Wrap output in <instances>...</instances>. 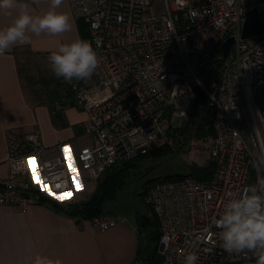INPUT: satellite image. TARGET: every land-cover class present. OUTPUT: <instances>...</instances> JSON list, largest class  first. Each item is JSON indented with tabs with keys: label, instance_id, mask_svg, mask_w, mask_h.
I'll return each instance as SVG.
<instances>
[{
	"label": "built area",
	"instance_id": "obj_1",
	"mask_svg": "<svg viewBox=\"0 0 264 264\" xmlns=\"http://www.w3.org/2000/svg\"><path fill=\"white\" fill-rule=\"evenodd\" d=\"M69 7L86 26L99 62L90 79L69 83L75 104L86 114L90 145L71 156L67 145H57L51 150L58 155L49 157L35 128L10 139L0 206L25 210L34 196L64 203L72 196L74 177L83 173L96 181L162 147L176 117L182 121L179 129L190 131L186 147L196 141L213 173L147 189L144 202L157 222L158 264H183L189 251L197 254V264H255L221 247L214 222L226 193L264 175V168L253 166L264 154V0H185L183 5L177 0H70ZM251 11L260 16L263 32L242 39ZM88 220L100 232L117 221L102 214Z\"/></svg>",
	"mask_w": 264,
	"mask_h": 264
},
{
	"label": "crops",
	"instance_id": "obj_2",
	"mask_svg": "<svg viewBox=\"0 0 264 264\" xmlns=\"http://www.w3.org/2000/svg\"><path fill=\"white\" fill-rule=\"evenodd\" d=\"M69 1L62 0L57 11L69 16L70 31L56 37L44 34L33 37L31 45L13 47L0 56V179L7 173L10 139L23 136L32 128L39 131L43 146L49 149V157L58 155L51 150L57 145H67L65 153L69 156L90 145V137L84 134L86 114L75 104L69 83L63 78L56 79L59 85L54 98L41 87L42 79L37 87L32 84L25 68L30 60L23 59V63L20 60L22 54L47 58L59 43H70L77 38L84 40ZM22 2L31 5L30 12L39 14L48 9L50 0ZM10 22L11 17L0 13V27ZM140 160L144 159H135L134 164ZM134 164L130 165V170ZM148 181L140 186L139 196L146 191ZM96 187L97 181L87 179L82 173L74 177L73 195L64 203L53 199L39 201L34 196L36 198L25 210L0 206V264H18L37 253L58 258L62 264H141L150 235L157 229L156 219L141 197V207L136 213L128 214L126 209L121 210L126 206V191L124 195L119 193L122 188L114 199L106 201L102 215L115 217L117 221L104 232L92 227L88 218L63 210L69 203L86 201Z\"/></svg>",
	"mask_w": 264,
	"mask_h": 264
},
{
	"label": "clouds",
	"instance_id": "obj_3",
	"mask_svg": "<svg viewBox=\"0 0 264 264\" xmlns=\"http://www.w3.org/2000/svg\"><path fill=\"white\" fill-rule=\"evenodd\" d=\"M185 0H177L183 5ZM62 0H50L46 11L33 14L31 5L22 0H0V13L11 17V22L0 27V56L13 47L27 46L33 37L42 34L59 36L72 28L66 13L59 12ZM52 73L64 82L90 79L99 66L98 57L87 40L75 39L59 43L47 57ZM254 167L264 168V154L254 161ZM226 202L215 219L216 235L221 247L230 254L251 257L255 264H264V175L255 183L243 186L239 191L226 193ZM198 256L189 251L183 256V264H197ZM18 264H62L42 254L24 258Z\"/></svg>",
	"mask_w": 264,
	"mask_h": 264
},
{
	"label": "rangeland",
	"instance_id": "obj_4",
	"mask_svg": "<svg viewBox=\"0 0 264 264\" xmlns=\"http://www.w3.org/2000/svg\"><path fill=\"white\" fill-rule=\"evenodd\" d=\"M46 56H38V57H28L26 54H22L20 56V60L29 59L30 62L25 66L26 73L32 78V81L36 87L39 84L41 79L48 78L51 76L55 77L52 73L49 62ZM24 61H22L23 63ZM76 108V107H75ZM82 112V111H81ZM87 121V120H86ZM168 125V118L166 119V123ZM169 126H171L170 131L176 134L175 137H170L166 135L167 138L165 144L158 148V152L151 155H148L144 160H140L136 162L135 168L131 169L126 181L122 186V190L119 192L120 195H124L126 191V206L121 208V210L126 209V214L132 212L136 213L137 209L141 207V201L144 205V192L138 195L140 192V186H144V182L150 181L151 179H155L161 176L166 175H184L187 173L190 166H205L209 164L207 158V152L203 150V148L198 145L196 141L190 146H187L182 151L180 150L178 142H173V140H179L181 137H186L187 135L181 134L183 132H179L174 129H179L182 126V121L179 118L174 117L171 119ZM191 139V138H189ZM188 139V141H189ZM169 140V142H168ZM166 147H169L168 149ZM160 149V150H159ZM78 168V165H77ZM82 183L84 179L81 178ZM88 181V180H87ZM148 181V182H149ZM94 185V182H93ZM74 192V191H73ZM72 194V190H71ZM73 195V194H72ZM139 197L140 200H139ZM129 201V202H128ZM147 206V205H146ZM105 209V208H104ZM119 212V210H118ZM158 254V250H157ZM254 264V263H248Z\"/></svg>",
	"mask_w": 264,
	"mask_h": 264
},
{
	"label": "trees",
	"instance_id": "obj_5",
	"mask_svg": "<svg viewBox=\"0 0 264 264\" xmlns=\"http://www.w3.org/2000/svg\"><path fill=\"white\" fill-rule=\"evenodd\" d=\"M78 26L82 32V36L84 37V40H87L89 42V36L86 26L78 21ZM52 79H42L43 81L40 83L41 87L44 88L45 91H48L50 95H54L57 86L56 79L60 80V78L51 76ZM61 81V80H60ZM56 85V86H55ZM55 98V95H54ZM206 124V121L203 122V124L198 128L196 135L200 137L204 133L203 126ZM179 132H183L178 135L185 134L187 135L185 138L181 137L179 140H173V142H178L180 144L179 148L182 151L186 145L188 144V139L190 138V131L185 129H177ZM166 135L170 137H175L176 134L172 133L170 129L166 130ZM167 149L169 147H166ZM160 150V149H159ZM158 150H154L153 152H150L147 155L141 156L138 159H144L147 158L148 155H153L157 153ZM134 164V161H130L128 163H124L120 167L112 168L102 174L96 181H97V187L94 192V194L89 197L86 201L82 202H72L69 203L66 207H63V210L68 211L69 213L73 215H77L82 218H92L98 215H101L103 213L102 206L106 201H110L115 198L118 191L122 188L124 181L128 178L129 172H130V165ZM135 165V164H134ZM135 166H133L134 168ZM213 173V168L209 164L205 166H190L187 173L184 175H166L161 176L155 179H151L148 182V185L146 186L147 189L158 182H166V181H172V180H178L187 176H191L194 178H197L199 180L207 179L209 178ZM144 192V194L146 193ZM39 201H44V198L39 199ZM156 223V221H155ZM157 226V225H156ZM158 232L157 229L154 230V232L150 235V242L148 247L146 248L145 252L142 256L141 264H158L160 262V256L157 254L158 249Z\"/></svg>",
	"mask_w": 264,
	"mask_h": 264
},
{
	"label": "water",
	"instance_id": "obj_6",
	"mask_svg": "<svg viewBox=\"0 0 264 264\" xmlns=\"http://www.w3.org/2000/svg\"><path fill=\"white\" fill-rule=\"evenodd\" d=\"M263 32V24L260 16L255 12L251 11L246 15V20L242 30V39H249L257 36ZM232 39L227 40L223 45L222 55L225 57L231 47ZM194 93L200 100H204V96L201 94L197 87L193 89Z\"/></svg>",
	"mask_w": 264,
	"mask_h": 264
},
{
	"label": "snow or ice",
	"instance_id": "obj_7",
	"mask_svg": "<svg viewBox=\"0 0 264 264\" xmlns=\"http://www.w3.org/2000/svg\"><path fill=\"white\" fill-rule=\"evenodd\" d=\"M65 151H67V149H65ZM69 171L73 174V176L76 175V172H75V169H74V168H73V169H69ZM41 187H42V188L44 187L43 184H41ZM57 187H59V185H58ZM45 190H47V189H45ZM49 194L51 195L52 193L49 192ZM56 198H57V199H62L63 197H61V196H56Z\"/></svg>",
	"mask_w": 264,
	"mask_h": 264
},
{
	"label": "bare ground",
	"instance_id": "obj_8",
	"mask_svg": "<svg viewBox=\"0 0 264 264\" xmlns=\"http://www.w3.org/2000/svg\"><path fill=\"white\" fill-rule=\"evenodd\" d=\"M89 39V38H88ZM34 198H36V197H34Z\"/></svg>",
	"mask_w": 264,
	"mask_h": 264
}]
</instances>
